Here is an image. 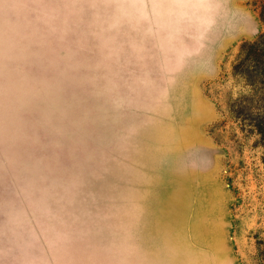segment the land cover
<instances>
[{"label":"rangeland","instance_id":"1","mask_svg":"<svg viewBox=\"0 0 264 264\" xmlns=\"http://www.w3.org/2000/svg\"><path fill=\"white\" fill-rule=\"evenodd\" d=\"M258 14L0 0V264H258L264 145L226 109Z\"/></svg>","mask_w":264,"mask_h":264},{"label":"trees","instance_id":"2","mask_svg":"<svg viewBox=\"0 0 264 264\" xmlns=\"http://www.w3.org/2000/svg\"><path fill=\"white\" fill-rule=\"evenodd\" d=\"M258 18L262 32L254 41L241 45L232 64L233 84L226 109L242 130L255 134L264 145V0H259ZM257 246V262L264 264V239Z\"/></svg>","mask_w":264,"mask_h":264}]
</instances>
